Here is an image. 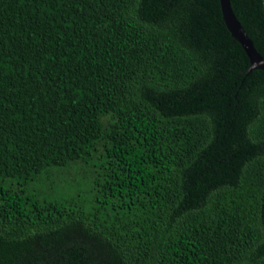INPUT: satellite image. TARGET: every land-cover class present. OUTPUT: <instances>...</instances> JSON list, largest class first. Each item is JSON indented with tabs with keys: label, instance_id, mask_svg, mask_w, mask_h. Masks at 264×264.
Returning a JSON list of instances; mask_svg holds the SVG:
<instances>
[{
	"label": "trees",
	"instance_id": "16d2710c",
	"mask_svg": "<svg viewBox=\"0 0 264 264\" xmlns=\"http://www.w3.org/2000/svg\"><path fill=\"white\" fill-rule=\"evenodd\" d=\"M248 65L219 0H0V264H264Z\"/></svg>",
	"mask_w": 264,
	"mask_h": 264
},
{
	"label": "water",
	"instance_id": "95a60500",
	"mask_svg": "<svg viewBox=\"0 0 264 264\" xmlns=\"http://www.w3.org/2000/svg\"><path fill=\"white\" fill-rule=\"evenodd\" d=\"M222 19L231 36L236 39L248 56V71L253 68L264 69V57L256 49L252 39L249 37L242 24L231 8L230 0H219Z\"/></svg>",
	"mask_w": 264,
	"mask_h": 264
},
{
	"label": "rangeland",
	"instance_id": "374dc122",
	"mask_svg": "<svg viewBox=\"0 0 264 264\" xmlns=\"http://www.w3.org/2000/svg\"><path fill=\"white\" fill-rule=\"evenodd\" d=\"M83 178H84V177H82V178L80 179V182H78V186H80L81 188L85 189V186H84L83 182L86 183V184H87V182H86V180L83 179Z\"/></svg>",
	"mask_w": 264,
	"mask_h": 264
}]
</instances>
